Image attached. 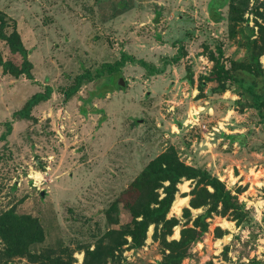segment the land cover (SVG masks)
Segmentation results:
<instances>
[{
	"label": "rangeland",
	"instance_id": "1",
	"mask_svg": "<svg viewBox=\"0 0 264 264\" xmlns=\"http://www.w3.org/2000/svg\"><path fill=\"white\" fill-rule=\"evenodd\" d=\"M221 1L0 0V214L39 220L46 240L33 250H65L82 264L109 231L108 208L173 147L186 165L219 178L245 215L238 224L191 208L195 184L184 180L168 214L179 220L169 240L200 215L209 230L182 264H264V110L248 92L264 94V78L237 66L257 64L251 45L264 0H227L215 23ZM14 32L26 56L10 49ZM218 59L241 80L225 92L209 81ZM25 62L29 71L14 76ZM49 88L30 117L15 116ZM120 209L125 224L130 213L122 202ZM153 234L151 227L142 249L124 246L126 264L162 260ZM1 250L0 240L4 264Z\"/></svg>",
	"mask_w": 264,
	"mask_h": 264
},
{
	"label": "trees",
	"instance_id": "2",
	"mask_svg": "<svg viewBox=\"0 0 264 264\" xmlns=\"http://www.w3.org/2000/svg\"><path fill=\"white\" fill-rule=\"evenodd\" d=\"M219 3V2H218ZM212 9V20L215 23L223 21L220 9ZM9 47L14 53L26 56L20 36L17 32L6 37ZM256 65L241 63L237 66L247 73L258 78H264V67L260 58L264 56V16L263 24L259 26V36L252 43ZM220 57H223L221 50ZM8 67V64L5 65ZM30 64L25 62V67L17 70L14 76L19 77L29 71ZM15 70V69H13ZM218 59L214 73L209 81L217 82L216 92H225L228 83L241 82L236 75ZM28 76H31L28 74ZM256 77V78H257ZM191 79V76L189 77ZM80 89V82L66 97L71 98ZM253 98L252 107L258 111L264 110V94L256 92L253 87L248 88ZM52 93L49 88L47 94H35L25 106L15 114L21 119L30 117L31 110L41 102L48 100ZM11 128H9L10 132ZM2 135L0 139H5ZM184 180L193 181L194 189L190 193V206L193 209L207 208V215L216 213L221 216H232L238 224L244 221V212L239 198L234 196L217 177L209 172L186 165L181 161L176 150L170 147L167 151L152 160L122 197L113 202L107 210L109 231L98 241L95 249L85 252L82 264H126L127 258L123 256L126 250L142 249L148 238L151 227L154 228L153 240L162 250V260L155 264H182L192 255V247L201 241L209 230L207 219L209 216L200 215L192 226L185 225L179 240H169L173 230L179 225L177 218H169L168 214L179 191L178 185ZM120 202L130 213V220L125 224L119 222ZM192 213L185 209L184 217L191 219ZM114 226H117L116 228ZM218 237L223 236V230L217 229ZM0 240L2 243V258L4 264H13L16 259H28L27 264H74L72 254L62 251L61 254L52 248L33 250L32 247L43 244L46 240L45 231L37 218L30 215H20L14 210L0 214Z\"/></svg>",
	"mask_w": 264,
	"mask_h": 264
},
{
	"label": "water",
	"instance_id": "3",
	"mask_svg": "<svg viewBox=\"0 0 264 264\" xmlns=\"http://www.w3.org/2000/svg\"><path fill=\"white\" fill-rule=\"evenodd\" d=\"M224 4V0H222L220 3L216 5V9L219 10V8ZM126 85L124 79L120 77L118 87H124ZM42 196H44V193H42Z\"/></svg>",
	"mask_w": 264,
	"mask_h": 264
},
{
	"label": "bare ground",
	"instance_id": "4",
	"mask_svg": "<svg viewBox=\"0 0 264 264\" xmlns=\"http://www.w3.org/2000/svg\"><path fill=\"white\" fill-rule=\"evenodd\" d=\"M180 200H181V199H180ZM180 200H179V201H180ZM185 202H186V201H185ZM174 210H175V209H174ZM177 210H178V208H177ZM177 212H178V211H177Z\"/></svg>",
	"mask_w": 264,
	"mask_h": 264
}]
</instances>
